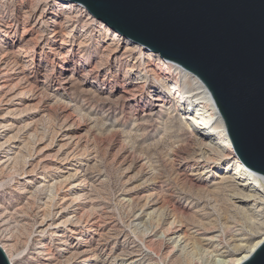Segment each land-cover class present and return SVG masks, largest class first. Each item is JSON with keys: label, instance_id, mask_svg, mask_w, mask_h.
<instances>
[{"label": "rangeland", "instance_id": "374dc122", "mask_svg": "<svg viewBox=\"0 0 264 264\" xmlns=\"http://www.w3.org/2000/svg\"><path fill=\"white\" fill-rule=\"evenodd\" d=\"M32 2L0 0V48H10L13 42H17L26 48L28 60L34 61H29L24 68L25 78L20 76L18 81L12 82L22 91L25 101L23 108L10 115L18 121L16 136L22 149L7 168L0 169V213H6V221L0 222V240H10L18 254V264H37L38 258L33 253L38 237H34L35 234L33 241L29 239L38 221L44 195L36 192L29 196L19 191L15 178L21 173L23 160L34 142L52 137L61 126L79 140L83 165L86 162L91 165L87 170L83 169L89 194L85 215L100 217L98 224L102 235L90 240L91 244L99 245V251L108 237L117 234L121 240L126 237L125 253L131 249L137 251L139 242L153 250L155 254L139 253L144 264L146 261L149 264L158 261L162 264H212V259L204 255L194 239H189L182 251L169 248L168 251L172 252L166 255L159 238L160 232L171 222L175 226L182 223L196 231L194 227L198 217L195 212L198 210L214 220L220 244H231L239 233L249 241L253 239L260 231L250 228L247 218H230L231 214L227 213L228 189H211L207 184L210 177L191 175L197 173L193 161L198 156L199 144L193 135L194 128L189 131L188 125L180 120L181 111L175 107L167 87L148 81L143 83L137 105L125 100L124 93L123 98L119 97L123 86L130 85L127 88L130 90L142 80L128 79V64L123 60L117 59L109 67L105 64L106 58L100 56L105 32L93 25L80 22L77 26V34L84 31L88 42L86 48H77L74 41L56 49L61 46L59 38L54 41L48 39L43 48L37 47L35 38L39 33L35 30L24 33L22 27L26 22L23 12L32 6ZM15 19L17 27L6 35L1 26ZM48 21L47 24L52 25V21ZM96 21L95 26H100L98 22L101 21ZM110 32L106 40L113 37ZM50 34L48 31L47 37ZM50 47H54V51H50ZM63 74L67 77L73 75L79 83L65 88L61 85ZM5 91H0V101L8 95ZM153 92L166 96L164 107L157 113L152 112L157 108L153 106L156 103L152 100ZM214 154H202V158L204 155L206 159L212 158L207 162L208 166L214 167L212 174L222 172L228 164V161L218 160ZM43 170L48 176L55 172L53 165ZM152 204H155V211L146 222L142 218L137 223L135 214ZM65 232L70 239L68 243L76 242L75 236ZM46 237L47 248L58 254L62 247L57 245L52 235Z\"/></svg>", "mask_w": 264, "mask_h": 264}, {"label": "bare ground", "instance_id": "6f19581e", "mask_svg": "<svg viewBox=\"0 0 264 264\" xmlns=\"http://www.w3.org/2000/svg\"><path fill=\"white\" fill-rule=\"evenodd\" d=\"M32 3L31 7L22 11L23 18L26 20L22 23V27L24 33H30L33 30L39 33L35 38L37 47L43 48L48 39L54 41L59 38L61 46L56 49L74 41L78 45L77 48H86L88 42L85 41L84 31L80 30V35L77 34V26L80 22L87 26L93 25L98 30L104 29L103 39L105 40L108 31H111L113 37L106 41L103 40L100 50L102 53L100 56L106 58L105 64L109 67L117 59L123 60L128 64L126 68V73L130 75L128 79L142 80L130 90H127L129 83V86H123L119 97L123 98L124 93L125 100L137 105L138 94L144 88L143 83L148 81L150 84L166 86L168 94H172L170 97L174 99L175 107L181 111L180 120L188 125L189 131L191 127L194 128L193 135L199 144L198 156L195 157L196 161H193L197 173H191V175H207L206 179L210 177L207 184L211 189H228L227 213L231 214L230 218H247L250 221V228L260 231L250 241L239 233L238 238L231 244L222 245L219 243L220 234L214 229V220L198 210L195 212L198 217L196 227H194L196 231H192L193 228L189 229L182 223L175 226V223L171 222L165 230L160 232L159 238L164 244L166 255L174 250L182 251L188 244V240L194 239L204 255L212 259V264H242L250 258L264 242V176L255 174L246 168L230 150L225 124L204 84L178 64L161 58L145 47L142 48L143 46L119 34L105 23L104 25L103 22H98L100 26H95L97 19L83 5L67 0H33ZM48 20L52 21L50 22L52 25L47 24ZM17 25L18 21L15 19L1 27L6 35H10ZM48 31L51 33L49 37H47ZM26 44L27 42L24 45ZM54 47H50L49 50L54 51ZM25 49L17 42H13L10 48H0V77L2 79L0 91L4 89L6 90L4 93L8 94L5 95L4 100L0 101V169L7 168L22 149L21 141L16 136L19 129L18 121L10 115L25 106L24 98L21 96L22 91L12 84L14 80L18 81L20 76L25 78L24 68L27 67L29 61H33L30 60L31 58L28 60ZM21 56L23 59L20 60ZM72 76H62L61 85L67 88L77 83V78ZM152 96V100L156 102L153 106L158 108L153 109L152 112H160L165 105L166 96L162 97L157 92H153ZM79 147V140L61 126L52 137L34 142L27 158L23 160L24 166L21 173L16 175L15 183L17 188L20 187L19 191L29 196L36 192L44 195L40 203L38 221H35L36 224H34L29 239L33 241L35 234L34 237H38L35 240L38 241V245L33 253L38 258L37 264H144L139 259V253H155L143 242H139L137 251L131 249L127 253L124 249L125 236L121 240L117 234L115 237L109 235L111 237L101 244V251L97 243L91 244L90 240L93 237H101L102 228L98 224L100 217L94 214V216L85 215L88 210L85 207H87L86 200L89 194L85 187L86 178L83 169L87 170L91 165H88V162L83 165ZM207 152H214L218 160L228 161L222 172L212 174L214 167L211 168L207 163L212 158L207 157L206 159L205 155L202 158V154L207 155ZM49 165H53L55 169L51 176L43 170ZM154 205L144 206L142 210H139L134 216L135 221L141 222L143 218L146 222L155 211ZM5 218L6 213H0V222L6 221ZM65 231L75 236L76 242L68 243ZM51 235L57 245L62 247L58 253L60 255L52 252L45 244L46 236ZM149 238L148 236L147 239ZM171 247H173L172 251L169 252L168 249ZM0 249L9 264H18V254L14 251L10 240H0ZM145 264L149 263L146 261ZM155 264L162 263L158 261Z\"/></svg>", "mask_w": 264, "mask_h": 264}, {"label": "water", "instance_id": "95a60500", "mask_svg": "<svg viewBox=\"0 0 264 264\" xmlns=\"http://www.w3.org/2000/svg\"><path fill=\"white\" fill-rule=\"evenodd\" d=\"M195 75L229 148L264 176V0H68ZM0 264H9L0 249ZM242 264H264V242Z\"/></svg>", "mask_w": 264, "mask_h": 264}]
</instances>
